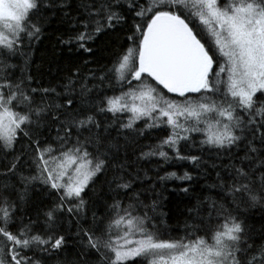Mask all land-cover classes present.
Segmentation results:
<instances>
[{"label": "snow or ice", "instance_id": "obj_1", "mask_svg": "<svg viewBox=\"0 0 264 264\" xmlns=\"http://www.w3.org/2000/svg\"><path fill=\"white\" fill-rule=\"evenodd\" d=\"M130 262L264 264V0H0V264Z\"/></svg>", "mask_w": 264, "mask_h": 264}, {"label": "trees", "instance_id": "obj_2", "mask_svg": "<svg viewBox=\"0 0 264 264\" xmlns=\"http://www.w3.org/2000/svg\"><path fill=\"white\" fill-rule=\"evenodd\" d=\"M50 48H51V42L49 40H44L41 43L37 44L35 46V49L32 53V60L34 61L32 65V71L34 76L37 79L42 78V74L47 73L49 66H50ZM113 51H120L119 47H113ZM107 63V61H106ZM171 171H182V169L179 168H172ZM169 186H174V182H169ZM169 227L170 229H174L173 235H181L182 232L180 231L181 224L178 220H171L169 221ZM131 264V262H130Z\"/></svg>", "mask_w": 264, "mask_h": 264}]
</instances>
